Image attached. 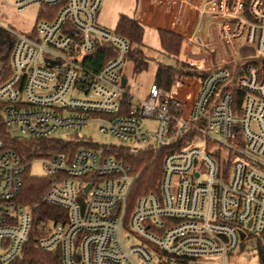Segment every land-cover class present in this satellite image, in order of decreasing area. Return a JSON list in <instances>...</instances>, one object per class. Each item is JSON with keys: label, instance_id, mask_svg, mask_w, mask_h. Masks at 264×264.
Returning a JSON list of instances; mask_svg holds the SVG:
<instances>
[{"label": "built area", "instance_id": "obj_1", "mask_svg": "<svg viewBox=\"0 0 264 264\" xmlns=\"http://www.w3.org/2000/svg\"><path fill=\"white\" fill-rule=\"evenodd\" d=\"M102 2L15 0L18 13L39 10L29 36L10 31L0 127L61 140L96 122L131 151L179 149L165 153L157 190L130 203L137 174L106 153L112 146L29 159L0 137V264L31 239L62 264H226L246 249L264 264V0H199L188 31L174 14L181 61L209 74L174 81V92L152 83L142 96L126 68L135 48L97 22ZM99 43L117 56L97 68ZM247 58L260 62L242 67ZM36 162L51 182L33 206L21 204L22 175ZM42 204L58 212L39 219Z\"/></svg>", "mask_w": 264, "mask_h": 264}, {"label": "trees", "instance_id": "obj_2", "mask_svg": "<svg viewBox=\"0 0 264 264\" xmlns=\"http://www.w3.org/2000/svg\"><path fill=\"white\" fill-rule=\"evenodd\" d=\"M136 28V21L127 16H120L115 27L114 33L119 37L126 39L129 43ZM140 30V29H139ZM14 37L10 31L0 27V64L2 65L0 77L4 79L9 74L8 63L9 55L13 46ZM180 40L177 36H172L166 47V58L172 60L173 63L164 61L157 63V72L154 78V85L164 91H170L172 83L178 81L183 77H196L203 79L209 72L200 70L195 66L189 65L183 61L176 60L179 52ZM250 55L251 52L246 51L244 55ZM246 55V56H247ZM95 61L97 68H100L107 61L117 56L115 48L109 44L99 43L95 52L91 55ZM127 57L139 61L144 58L142 54L135 50L129 51ZM259 59L247 58L243 60L240 65L245 67L250 64H259ZM257 64V65H258ZM241 72L235 74L234 80ZM1 112V104H0ZM1 122V114H0ZM0 137L5 143V146L14 150L20 156H25L29 159L50 158L56 154L65 153L71 156L73 152L80 146L73 140L63 139H19L11 137L4 129L0 127ZM179 149V145L167 146L162 148L158 153L152 149H144L138 151H131L124 146H112L106 149V153L115 156L124 165L131 167L137 178L131 188L129 195L130 203L134 199L145 193L156 191L158 188L159 178L161 176L163 158L167 151L172 148ZM23 188L21 197L18 202L21 204L33 206L41 196L46 192L51 180L47 177L31 176L28 172L22 175ZM38 217H53L58 209L48 205H40ZM262 262L264 263V254L262 255ZM11 264H62L58 253L50 254L42 252L34 247V242L31 239L25 246L23 252Z\"/></svg>", "mask_w": 264, "mask_h": 264}, {"label": "crops", "instance_id": "obj_3", "mask_svg": "<svg viewBox=\"0 0 264 264\" xmlns=\"http://www.w3.org/2000/svg\"><path fill=\"white\" fill-rule=\"evenodd\" d=\"M198 1L199 0H135L134 7L130 9L129 14L119 13L115 26L113 27L114 30L120 16H127L136 21V28L130 43L132 47L135 48L136 52L142 54L144 58L139 61L131 60L127 62L126 68L127 71L131 70L130 75H132L133 81L138 85V89L142 88L141 85L137 83V81L140 82L139 79L142 75L148 73H150V75L153 74V79L150 82L154 81L157 72V63L164 61L167 56L166 47L171 37L177 36L171 33L169 29L172 16L177 13V15L181 17V20L182 18L184 19L185 31L192 29L197 21L193 6ZM103 2L97 16V22L102 28L106 29L109 25L103 19ZM177 37L181 43L180 37ZM147 44L150 48L147 47ZM158 52H161V54L159 55ZM183 54L184 51L179 44V52L176 56V60L181 61ZM171 91H175L173 84Z\"/></svg>", "mask_w": 264, "mask_h": 264}, {"label": "rangeland", "instance_id": "obj_4", "mask_svg": "<svg viewBox=\"0 0 264 264\" xmlns=\"http://www.w3.org/2000/svg\"><path fill=\"white\" fill-rule=\"evenodd\" d=\"M14 2L15 0H0V27L29 36L30 31L36 24V14L39 7L37 5H32L25 8L21 13H18L13 7ZM134 4L135 0H104L102 7L104 14L103 19L109 25V27H106V30L113 33V27L115 26L119 13L129 14L130 9L134 7ZM158 53L159 55L161 54V52ZM165 62L170 64L173 63L172 60L167 59H165ZM1 69L2 65L0 64V72ZM152 77L153 74L150 75V73L140 77V82L137 81V83L141 85L142 88L138 90V95H144L148 87L154 83V81L150 82L153 79ZM0 80L3 79L0 77ZM141 124L150 133H156L158 130L159 123L155 120L142 119ZM56 135L63 140L70 139L77 142V144H80L79 147H82V145L89 146L95 151L99 148L109 146H122V143L119 140L110 135L102 134L99 131V126L96 122H91L81 129L60 132ZM30 174L33 176H41L44 174L41 165L38 162L33 163L30 168ZM226 264H258V260L253 250L246 249L243 252H236L233 256H228L226 258Z\"/></svg>", "mask_w": 264, "mask_h": 264}, {"label": "water", "instance_id": "obj_5", "mask_svg": "<svg viewBox=\"0 0 264 264\" xmlns=\"http://www.w3.org/2000/svg\"><path fill=\"white\" fill-rule=\"evenodd\" d=\"M125 84V79L122 80V85L124 86ZM87 190V188L85 189V191Z\"/></svg>", "mask_w": 264, "mask_h": 264}]
</instances>
